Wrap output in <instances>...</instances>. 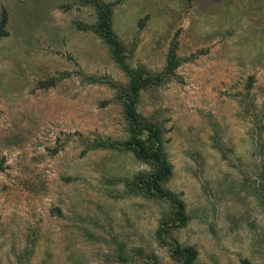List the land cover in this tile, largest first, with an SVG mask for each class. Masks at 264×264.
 Instances as JSON below:
<instances>
[{
	"label": "rangeland",
	"instance_id": "1",
	"mask_svg": "<svg viewBox=\"0 0 264 264\" xmlns=\"http://www.w3.org/2000/svg\"><path fill=\"white\" fill-rule=\"evenodd\" d=\"M3 13L0 264H177L173 244L193 248L197 264H264V0L112 8L127 64L161 79L137 109L164 130L180 227L168 201L131 190L148 171L132 152L93 148L128 139L113 86L128 77L80 30L96 23L94 5L0 0Z\"/></svg>",
	"mask_w": 264,
	"mask_h": 264
},
{
	"label": "trees",
	"instance_id": "2",
	"mask_svg": "<svg viewBox=\"0 0 264 264\" xmlns=\"http://www.w3.org/2000/svg\"><path fill=\"white\" fill-rule=\"evenodd\" d=\"M118 1L104 4L100 0H88L96 8L97 21L93 25L82 26L80 30H88L96 34L109 47L113 61L128 77L126 86L113 85L117 89V98L127 124L128 139L123 143L96 141L93 148H109L132 152L139 162L147 166L148 171L135 176L130 186L131 190L135 194L168 201L172 211L170 225L184 226L188 221L184 203L179 195L174 194L165 186L171 177L172 166L165 150L164 130L160 125L143 117L137 109L142 91L159 85L161 79L147 73L142 68L133 69L127 64L125 47L111 26L112 8L118 4ZM6 21V14L3 13L0 19V39L7 35L5 30ZM178 64L174 51L171 50L165 73L168 76L172 75ZM261 169V177L264 179V161ZM157 236L159 240L163 241V230H158ZM171 246V258L177 264H197V253L193 248H181L174 244ZM243 264L249 263L244 261Z\"/></svg>",
	"mask_w": 264,
	"mask_h": 264
}]
</instances>
